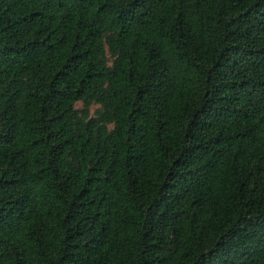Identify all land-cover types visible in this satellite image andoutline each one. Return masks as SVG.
Instances as JSON below:
<instances>
[{
  "label": "trees",
  "instance_id": "1",
  "mask_svg": "<svg viewBox=\"0 0 264 264\" xmlns=\"http://www.w3.org/2000/svg\"><path fill=\"white\" fill-rule=\"evenodd\" d=\"M0 264H264V0H0Z\"/></svg>",
  "mask_w": 264,
  "mask_h": 264
},
{
  "label": "rangeland",
  "instance_id": "2",
  "mask_svg": "<svg viewBox=\"0 0 264 264\" xmlns=\"http://www.w3.org/2000/svg\"><path fill=\"white\" fill-rule=\"evenodd\" d=\"M77 107H81V103H78V104H77ZM95 108H96V107H94V109H95Z\"/></svg>",
  "mask_w": 264,
  "mask_h": 264
}]
</instances>
